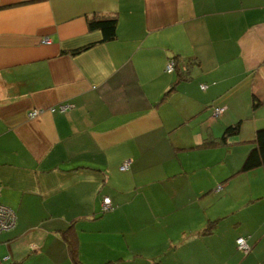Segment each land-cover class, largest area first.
Wrapping results in <instances>:
<instances>
[{"label":"crops","instance_id":"0c3cea01","mask_svg":"<svg viewBox=\"0 0 264 264\" xmlns=\"http://www.w3.org/2000/svg\"><path fill=\"white\" fill-rule=\"evenodd\" d=\"M262 128L264 0H0V264H264Z\"/></svg>","mask_w":264,"mask_h":264},{"label":"trees","instance_id":"16d2710c","mask_svg":"<svg viewBox=\"0 0 264 264\" xmlns=\"http://www.w3.org/2000/svg\"><path fill=\"white\" fill-rule=\"evenodd\" d=\"M116 25H117V17L115 15H98L95 14L90 20H88V28L89 30H100L103 35V41H111L116 38ZM91 45L84 46L82 48H79L72 52V54H78L81 53L88 48H90ZM175 61V69L173 72L178 71V80H184L187 79V72L189 68L193 65V61H182V66L184 67V72L180 73V64L177 58H172ZM174 87H172L169 91H173ZM167 92L164 97H167V95L170 92ZM256 105V104H254ZM240 129V122L228 126L224 134L219 139L209 140L207 139L205 142H203L201 145H199V148H213L218 146H223V144H226L227 138L231 136H235L238 134ZM254 147L250 150L248 155L246 156L243 165L239 171V173L249 172L256 168H263L264 169V128L258 130L255 134L254 139ZM122 166V165H121ZM120 166V167H121ZM119 167V170H120ZM129 169V166L126 170H120L121 172H125ZM111 202V201H110ZM112 209V208H111ZM110 211V210H109ZM108 212V211H107ZM211 229V227L208 228V231ZM75 229L70 226L66 230L61 232V236L65 240V242L68 245V250L70 257L74 264H80V261L78 259V248H77V237L76 233L74 232Z\"/></svg>","mask_w":264,"mask_h":264},{"label":"built area","instance_id":"2783aa9c","mask_svg":"<svg viewBox=\"0 0 264 264\" xmlns=\"http://www.w3.org/2000/svg\"><path fill=\"white\" fill-rule=\"evenodd\" d=\"M42 42L45 44H48L49 41L47 38H44L42 40ZM174 69H175V61L171 58L166 62L165 72L173 73ZM205 88H206L205 85H201L202 90H204ZM70 108L71 107L69 105H64V104L58 106L59 112H62V113L66 112ZM223 111H224V108H215L214 114L219 115ZM39 113H40L39 110H33L27 114V117L28 118H35ZM128 164L129 163H124L120 167V170H122V171L126 170L128 167ZM220 188L221 187L218 186L217 189L219 190ZM0 189H1V187H0ZM111 208H112V205H111L110 199L108 197H105L102 200V209H101L102 212H107V211L111 210ZM14 223H15L14 213L9 208L0 204V233L5 232V231H9L14 226ZM236 246H237L238 250H240L241 252H243L245 254L250 252V247L247 244L245 238H242V237L238 238L236 241Z\"/></svg>","mask_w":264,"mask_h":264}]
</instances>
